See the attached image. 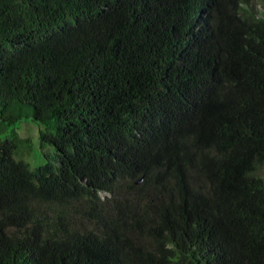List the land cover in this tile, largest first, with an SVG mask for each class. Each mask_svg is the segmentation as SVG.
<instances>
[{
    "label": "trees",
    "instance_id": "16d2710c",
    "mask_svg": "<svg viewBox=\"0 0 264 264\" xmlns=\"http://www.w3.org/2000/svg\"><path fill=\"white\" fill-rule=\"evenodd\" d=\"M253 1L0 0V264H264Z\"/></svg>",
    "mask_w": 264,
    "mask_h": 264
},
{
    "label": "rangeland",
    "instance_id": "374dc122",
    "mask_svg": "<svg viewBox=\"0 0 264 264\" xmlns=\"http://www.w3.org/2000/svg\"><path fill=\"white\" fill-rule=\"evenodd\" d=\"M263 3V0H255L252 2V5L254 8L262 11ZM16 131L17 137H15L13 140L17 146V149L21 157L33 168L41 160L36 139L37 127L29 120H22L17 123ZM262 173L264 174V169L262 170ZM106 195V193H101L102 197H105Z\"/></svg>",
    "mask_w": 264,
    "mask_h": 264
}]
</instances>
